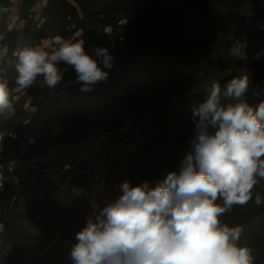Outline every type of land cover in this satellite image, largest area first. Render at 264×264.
Instances as JSON below:
<instances>
[{
	"label": "trees",
	"instance_id": "obj_1",
	"mask_svg": "<svg viewBox=\"0 0 264 264\" xmlns=\"http://www.w3.org/2000/svg\"><path fill=\"white\" fill-rule=\"evenodd\" d=\"M20 28L7 26L11 0H0V79L11 93L16 83L14 52L25 45L61 36L83 40L87 53L107 48L112 67L108 78L82 91L74 68L64 63L60 84L74 82L65 94L34 92L32 115L25 110L28 95L12 102L13 113H0V130L33 140L31 153L41 157L56 145L82 142L92 130L117 133L128 122L141 141L129 167L112 160L107 170L127 171L133 186H150L167 172L179 170L189 150V139L175 132V117H190L207 97L206 87L233 77L250 78L246 99L264 100V45L260 58H229L219 54L224 36L235 29L260 28L264 41V0H47L38 18L32 8L39 0H18ZM54 47L56 45L54 44ZM99 59V58H97ZM164 84L184 87L170 99L156 96ZM189 119V120H190ZM194 133V123H187ZM135 164V167L133 166ZM122 181L120 182V185ZM119 185V186H120ZM113 188V200L121 195ZM264 180L253 190V200L234 206L220 219L242 228L238 244L251 249L254 264H264ZM90 216L76 202L64 207L44 196L28 181L0 187V264H74L70 253L76 233Z\"/></svg>",
	"mask_w": 264,
	"mask_h": 264
},
{
	"label": "clouds",
	"instance_id": "obj_2",
	"mask_svg": "<svg viewBox=\"0 0 264 264\" xmlns=\"http://www.w3.org/2000/svg\"><path fill=\"white\" fill-rule=\"evenodd\" d=\"M53 41L51 50L25 45L14 52L20 88L41 76L44 85L55 88L68 70L61 71V62L74 68L82 91L108 78L103 68L112 67L113 57L107 48L97 47L91 55L83 40L55 36ZM249 86V76L242 74L224 89L218 82L206 87V99L192 111L194 135L179 170L153 186L126 180L114 201L103 208L93 204L94 215L71 248L74 264H254L251 249L238 244L242 228L220 219L252 201L264 180V100L250 104ZM4 112L11 115L13 104L7 81L0 79ZM262 203L256 194L255 204Z\"/></svg>",
	"mask_w": 264,
	"mask_h": 264
},
{
	"label": "rangeland",
	"instance_id": "obj_3",
	"mask_svg": "<svg viewBox=\"0 0 264 264\" xmlns=\"http://www.w3.org/2000/svg\"><path fill=\"white\" fill-rule=\"evenodd\" d=\"M47 0H39L36 5L32 8V12L35 14V18H38V15L41 12L42 7L46 4ZM71 3L72 1L69 0ZM12 8L10 15L7 18V26L20 28L23 25V22L18 19V10H19V1L11 0ZM222 46L218 47L219 54L229 58H256L259 54V58L262 55L264 41L260 33V28H250V29H235L228 32L224 37ZM40 47L45 48L46 50H51L54 48V41L43 40ZM4 49H0V57L4 55ZM77 82V81H76ZM78 83V82H77ZM74 82H67L65 84H58L55 88H48L43 84V77H38L36 83L27 89L17 88L11 93V101L15 102L22 95H28L27 102L24 106L25 110L32 115L35 112V101L40 97L32 95L34 92H42L52 94L54 91L61 92V95H64V89L73 85ZM82 89V88H81ZM184 90V87H176L172 84H164L158 89L156 96H159L160 99L167 100L170 99L174 94ZM190 117H175L173 119V124L175 132L183 136H192L194 133L189 129V124L193 123V120ZM98 130L99 133H94L93 136H104L105 142L102 144V147L99 148L94 154L86 157L79 158L77 156H71L67 149H63L58 153V156L52 160V164L60 163L63 161L71 162L77 170L84 171H94L104 172L110 178L109 188L106 192L105 198L111 202L113 200V188H116L127 180V171L118 172L114 171V175L110 177L108 175L109 164L112 160L122 163L124 167H129L130 163L133 161L136 164V160L133 158V152L136 149L137 144L141 139L137 136L135 130L131 125L126 122L117 133H112L108 131H102L100 129H94L92 131ZM135 164L133 165L135 167ZM55 190H52L51 196L55 197ZM1 228V227H0Z\"/></svg>",
	"mask_w": 264,
	"mask_h": 264
},
{
	"label": "built area",
	"instance_id": "obj_4",
	"mask_svg": "<svg viewBox=\"0 0 264 264\" xmlns=\"http://www.w3.org/2000/svg\"><path fill=\"white\" fill-rule=\"evenodd\" d=\"M33 140L27 136L0 130V187L5 184H17L28 181L36 186L38 196H44L67 207L76 202L89 215H94L93 204L103 208L109 201L105 198L110 178L104 172L86 171L87 184L78 187L72 182L73 175L84 174L69 161L57 166L44 164L40 157L31 153ZM78 150H72L71 156H77ZM11 166V171H9ZM55 190V197L51 196Z\"/></svg>",
	"mask_w": 264,
	"mask_h": 264
},
{
	"label": "crops",
	"instance_id": "obj_5",
	"mask_svg": "<svg viewBox=\"0 0 264 264\" xmlns=\"http://www.w3.org/2000/svg\"><path fill=\"white\" fill-rule=\"evenodd\" d=\"M94 133H99V131H91L90 135L86 137V139L82 142H76L74 144L64 146L56 145L53 148L49 149L45 155L41 156L40 160L48 166L55 167L59 164V162L52 164V160L55 159L58 156V153L63 149H67L69 151V154L72 150H78L79 158L77 159L86 158L94 154L99 148L102 147V144L105 142L104 136H93ZM85 173L86 171L84 172V174Z\"/></svg>",
	"mask_w": 264,
	"mask_h": 264
},
{
	"label": "water",
	"instance_id": "obj_6",
	"mask_svg": "<svg viewBox=\"0 0 264 264\" xmlns=\"http://www.w3.org/2000/svg\"><path fill=\"white\" fill-rule=\"evenodd\" d=\"M72 182L78 187H85L87 184V175L77 173L73 175Z\"/></svg>",
	"mask_w": 264,
	"mask_h": 264
}]
</instances>
